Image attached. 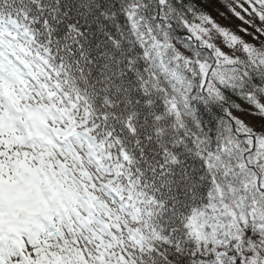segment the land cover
I'll return each mask as SVG.
<instances>
[{
  "label": "snow or ice",
  "instance_id": "snow-or-ice-1",
  "mask_svg": "<svg viewBox=\"0 0 264 264\" xmlns=\"http://www.w3.org/2000/svg\"><path fill=\"white\" fill-rule=\"evenodd\" d=\"M0 264H264V0H0Z\"/></svg>",
  "mask_w": 264,
  "mask_h": 264
}]
</instances>
